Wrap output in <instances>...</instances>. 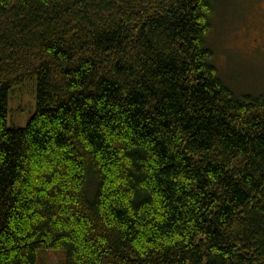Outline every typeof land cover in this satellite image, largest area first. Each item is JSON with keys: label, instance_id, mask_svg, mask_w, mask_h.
I'll list each match as a JSON object with an SVG mask.
<instances>
[{"label": "trees", "instance_id": "16d2710c", "mask_svg": "<svg viewBox=\"0 0 264 264\" xmlns=\"http://www.w3.org/2000/svg\"><path fill=\"white\" fill-rule=\"evenodd\" d=\"M216 3L0 0V264H264V99L214 65Z\"/></svg>", "mask_w": 264, "mask_h": 264}, {"label": "rangeland", "instance_id": "374dc122", "mask_svg": "<svg viewBox=\"0 0 264 264\" xmlns=\"http://www.w3.org/2000/svg\"><path fill=\"white\" fill-rule=\"evenodd\" d=\"M214 65L241 97L264 99V0H217L209 35ZM37 80L9 92L8 127L25 128L37 111ZM62 250H40L38 264H65Z\"/></svg>", "mask_w": 264, "mask_h": 264}]
</instances>
